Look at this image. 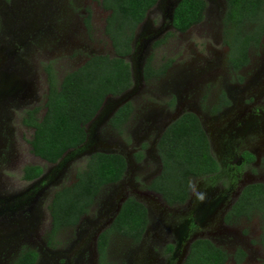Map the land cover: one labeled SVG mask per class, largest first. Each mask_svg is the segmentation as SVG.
Returning <instances> with one entry per match:
<instances>
[{
  "label": "flooded vegetation",
  "instance_id": "flooded-vegetation-1",
  "mask_svg": "<svg viewBox=\"0 0 264 264\" xmlns=\"http://www.w3.org/2000/svg\"><path fill=\"white\" fill-rule=\"evenodd\" d=\"M99 1L103 7L102 0ZM182 1L171 2L167 8V3L166 7L164 3L159 7L158 0L155 7L147 14V17L153 15L156 11L162 14L158 25L167 34V38L173 32H178L173 27V17L175 10ZM203 1L206 6L204 20L191 27L187 32L178 33L181 35L188 34L193 28L204 25L207 20L214 21L217 26L216 30L219 33L218 38L227 48L226 58L220 62L221 65H204L202 63L201 68L194 67L190 71L194 76L189 75V77L180 80L175 88L172 85L169 86L170 91L166 92V96H169L160 105L161 107L150 106L144 108V113H140V116L137 113L138 125L132 132L131 144L124 141L126 144L114 143L110 145L107 141L112 139L115 134H118V136L124 135L125 126L133 116L134 106L132 100L130 101L133 107L132 114L122 130L112 127L111 119L113 116L109 121L110 124L104 125L101 124L103 119H94L87 125L88 136L86 142L79 148L66 153L58 163L52 164L53 169L57 168L58 171L56 174L53 171L49 179L56 180L61 170L71 162L66 163L67 158L82 162L86 157L90 159L96 154L106 153L119 154L126 160L127 168L123 179L109 186L110 188L114 187V194L118 195L117 199L112 196L109 201L111 203L116 200V203L114 205L107 204L111 206V209L104 216L99 217L100 228L93 236L92 250L96 253L97 264H100L101 261L98 250L99 238L113 224L123 204L128 199H134L146 209L147 222L145 230L138 241L125 236L112 235L105 256L108 264H116L111 262L108 257L110 244L115 237L126 240L125 252L127 254L137 255L140 247L147 245L150 254H157L154 256V264H186L194 244L198 241H208L215 247L225 250L223 247H226V243L219 239V236L226 232L230 224L239 220L249 221L257 215L261 218L259 214L242 215L240 217H232L230 214L246 188L253 185L264 187V61L261 59L264 54V33L261 44L257 48L249 49L248 63L236 68L230 64V48L224 40V20L228 10L227 1L224 0V5L216 4L215 9L208 5L214 2L213 0ZM10 2L11 0H0V34L6 40L0 46V64L3 62L0 65V145L7 141L4 135H10L4 128V121L11 119L9 113H14V111L24 112L26 117H24L23 122L26 124V120L31 116L37 121L36 115L39 112L38 108L30 106L38 103L40 95L36 90L37 86L33 85L34 79L17 66V64L23 63L20 52L14 48L17 43L15 42L17 36L12 35L13 33L7 32V34L3 28V26H5V30L7 28L8 17L16 18L19 23V19L12 8L11 10L8 9L7 5ZM51 2L55 5L53 12L57 13V2L53 0L32 1L30 4L32 6H29V13L27 11L26 20H30L33 14L40 15L44 10H47ZM209 8L213 9V14H207ZM103 9L107 11L104 7ZM90 14V12L87 13V28H91ZM52 17L53 15L49 13V18ZM29 25L30 23L27 24L28 28ZM53 26H55V23H52L50 19L48 26L44 27L43 33L50 35L51 30L53 32ZM152 31L151 27L144 29V33L146 36L149 35L150 39L162 33L154 34ZM161 41H163L162 38L155 42L153 46ZM139 45L135 33V39L132 43L133 50L127 58L128 61L137 53ZM256 59L261 60L254 66L253 62ZM23 65L28 67L27 62H24ZM131 69L134 73L132 64ZM169 69L170 67L164 76L168 74ZM48 70H50V67ZM155 79L158 78L150 79L147 82H152ZM51 83L48 86V95ZM176 89L181 92L174 93ZM136 96L133 98L135 99ZM112 107L113 100L107 99L104 108L109 110ZM112 111L106 116L109 114L111 116ZM186 114H192L198 119L209 142L210 154L216 162L217 170L210 174L191 175L184 202L171 204L157 189L156 185L157 181L159 183L163 180L164 183L166 182L162 178L165 171L166 154L165 152L162 153L160 144L167 129ZM26 128L35 130L27 124ZM38 179H44L43 175ZM212 181L217 183L214 191L211 184L216 183H211ZM218 184L221 189H219ZM123 192L124 194L121 195ZM86 215L81 218L79 224ZM85 225L86 230H84V233L93 234L95 226L91 223ZM263 233L264 230L262 235ZM237 242L241 243L240 241ZM238 250L245 253V259L241 263L243 264L247 254L242 248L235 251L233 258ZM23 253L19 254L16 263Z\"/></svg>",
  "mask_w": 264,
  "mask_h": 264
},
{
  "label": "rangeland",
  "instance_id": "rangeland-1",
  "mask_svg": "<svg viewBox=\"0 0 264 264\" xmlns=\"http://www.w3.org/2000/svg\"><path fill=\"white\" fill-rule=\"evenodd\" d=\"M32 1L37 0H11L7 5L8 9L12 8L19 23L16 18L8 17L7 28L6 30L5 26L3 28L6 33H13L12 35L17 36L14 48L20 52V58L23 63L27 62L28 67L23 63L17 64V66L34 79L33 85L37 86L36 90L40 95L38 103L30 106L38 108L36 119L42 121L46 114L45 104L48 86L51 82L58 87L66 75L79 69L92 55L115 56V52L109 36L105 32L106 20L110 12L103 9L99 0H53L57 2V13L53 12L55 5L51 2L48 9L46 7L50 12L44 10L40 15L33 14L30 20H26ZM177 1L159 0V7L163 3L166 7L167 3L168 8L169 3ZM213 1L208 4L213 9L216 4L224 5L225 3L224 0ZM213 9L209 8L207 14H213ZM88 12L91 13V28L86 27ZM49 13L53 15V19L49 18ZM161 17L162 14L159 11L154 12L136 31L140 45L137 53L130 59L134 71L132 88L135 87L137 92L136 98H132L133 116L125 126L124 135L115 134L112 139L107 141L110 145L114 143L126 144L124 141L131 144L132 132L138 125L137 113L140 116V113H144V108L161 107L160 105L169 96H166V92L170 91L169 86L172 85L175 88L180 80L189 77V75L194 76L190 72L191 69L201 68L202 63L204 65H221L220 62L226 58L227 48L218 38L219 33L214 21L207 20L204 25L193 28L188 34L181 35L178 32H173L167 38V34L158 25ZM50 19L52 23H55L54 33L51 30L50 35H45L43 30L48 26ZM29 23L28 28L27 24ZM150 27L154 34L162 33L150 39L149 35L146 36L144 33V29ZM1 37L2 34H0V46L6 41L4 37ZM161 38L163 42L157 47L153 46ZM149 58L155 68L170 62L168 74L152 82L143 81L144 63ZM204 59L206 61L203 62ZM261 59L264 61V54ZM261 59H256L253 62L254 66ZM2 64L3 62L0 65ZM49 67L50 70H48ZM180 92L178 89L174 91V93ZM109 100H115V98L110 97ZM106 108V111L102 112L96 120L111 112L112 108L109 110ZM9 115L11 119L4 121V128L10 135L5 134L4 137L7 138V141L0 145V264H17L16 260L19 254L27 250L35 251L38 254L37 264H97L96 253L92 250L93 236L100 228L99 217L104 216L111 209L110 205L116 203V200L111 203L109 201L112 196L114 199L118 198V195L114 194L115 188L107 187L101 192L89 213L78 226L62 229L56 235H52L50 213L52 199L58 190L70 186L76 181V175L86 168L89 157L84 158L82 162L67 158L66 163L71 162L61 170L58 178L56 180L49 179L53 171L56 174L58 169H53L52 164L32 153L31 140L35 130L26 128V124L23 122L26 117L25 113L14 111ZM110 119L111 117L106 118L101 124H110ZM29 166L43 168L44 179L33 182L25 181L23 179L24 170ZM211 183H216V181ZM211 186L214 191L217 183L211 184ZM218 187L221 189L219 184ZM123 194L124 192L121 193V195ZM86 223L95 226L93 234L84 233ZM263 230L264 223L258 215L249 221L239 220L230 224L226 232L219 236V239L226 243V247L223 249L229 256L228 264H235L233 254L239 248H242L247 254L243 264L264 263V250L260 245ZM125 241L119 237L112 240L108 256L111 262L116 264H154V256L157 254H150L147 245L140 247L137 255L127 254Z\"/></svg>",
  "mask_w": 264,
  "mask_h": 264
},
{
  "label": "trees",
  "instance_id": "trees-1",
  "mask_svg": "<svg viewBox=\"0 0 264 264\" xmlns=\"http://www.w3.org/2000/svg\"><path fill=\"white\" fill-rule=\"evenodd\" d=\"M228 10L224 20V40L230 48V64L239 68L248 63L249 49L261 44L264 33V0H226ZM158 0H102L110 12L106 34L112 43L115 56L94 55L86 63L65 76L57 87L51 83L42 121H35L30 114L26 124L35 129L31 140L32 153L43 161L56 164L71 150L82 146L87 140L90 124L110 97H119L134 85L131 64L127 58L132 54V43L139 26ZM203 0H183L174 12L173 27L184 33L205 18ZM163 41L158 42L157 47ZM170 62L159 68L149 58L143 68L147 82L161 78ZM129 102L112 117L114 129L122 130L132 114ZM162 153L166 154L164 180L156 182L157 189L171 204L182 203L186 198L191 175L210 174L217 170L209 150V142L198 119L186 114L174 122L161 139ZM126 160L119 154L99 153L92 156L86 168L79 172L76 181L58 190L51 202L52 235L65 228H75L86 215L101 192L124 177ZM43 175L39 166L24 170L23 179L34 181ZM259 214L264 221V187L253 185L246 188L236 203L232 217ZM147 212L134 199H128L113 224L98 241L100 264H108L105 256L110 237L120 235L138 241L145 230ZM264 250V233L261 238ZM228 254L208 241L194 244L186 264H228ZM38 255L29 250L18 259L17 264H36ZM241 264L245 253L238 250L234 256ZM264 264V263H262Z\"/></svg>",
  "mask_w": 264,
  "mask_h": 264
},
{
  "label": "water",
  "instance_id": "water-1",
  "mask_svg": "<svg viewBox=\"0 0 264 264\" xmlns=\"http://www.w3.org/2000/svg\"><path fill=\"white\" fill-rule=\"evenodd\" d=\"M142 76H143V72H142ZM136 93H137L136 92V88L134 87V88H131L130 90H128L127 92H125L124 94H122L121 96L114 97L115 100H113V107H112L113 111L111 110L112 111L111 116L108 117V115L107 116L104 115V116L101 117V119H103V121H104L106 118H110V117L114 116V114L118 111V109H120L121 107H123L124 105H126L127 103H129L132 100V98L134 96H136ZM104 106H105V104H104ZM104 106L101 109V111L99 112V114L96 116V118H98L99 115L102 112L106 111L105 108H104Z\"/></svg>",
  "mask_w": 264,
  "mask_h": 264
}]
</instances>
